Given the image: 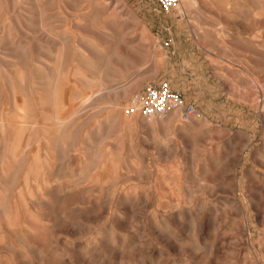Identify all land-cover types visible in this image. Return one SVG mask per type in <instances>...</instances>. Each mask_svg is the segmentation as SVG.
<instances>
[{"label": "rangeland", "instance_id": "obj_1", "mask_svg": "<svg viewBox=\"0 0 264 264\" xmlns=\"http://www.w3.org/2000/svg\"><path fill=\"white\" fill-rule=\"evenodd\" d=\"M195 1L0 0V264H264V0Z\"/></svg>", "mask_w": 264, "mask_h": 264}, {"label": "built area", "instance_id": "obj_2", "mask_svg": "<svg viewBox=\"0 0 264 264\" xmlns=\"http://www.w3.org/2000/svg\"><path fill=\"white\" fill-rule=\"evenodd\" d=\"M161 10L170 11L185 0H153ZM178 111L183 119L198 115L196 105L185 99L182 91L171 86L166 79L150 83L143 89L134 92L128 102L127 112L135 113L142 118L165 117Z\"/></svg>", "mask_w": 264, "mask_h": 264}, {"label": "bare ground", "instance_id": "obj_3", "mask_svg": "<svg viewBox=\"0 0 264 264\" xmlns=\"http://www.w3.org/2000/svg\"><path fill=\"white\" fill-rule=\"evenodd\" d=\"M216 1H218V0H216ZM195 4H196V1L195 0H185L181 5H179V6H177L176 8H175V10H176V12L178 13V14H186L187 12H189V11H191L192 9H194V7H195ZM204 5V4H203ZM220 11V10H219ZM199 13V12H198ZM84 57V56H83ZM64 64V63H63ZM58 65V64H57ZM59 70V69H58ZM102 86V85H101ZM128 88V87H127ZM126 91V90H125ZM123 92V91H122ZM16 98V97H15ZM18 98H19V96H18ZM77 100V99H76ZM21 101V100H20ZM30 102V101H29ZM66 103V102H65ZM121 105V104H120ZM1 108V107H0ZM3 108V107H2ZM29 109H31L30 107H29ZM45 109V108H44ZM47 110H49V109H47ZM42 111V110H41ZM50 111V110H49ZM28 119V118H27ZM20 122V121H19ZM24 123H26L25 121H24ZM25 129V128H24ZM4 132V131H3ZM2 132V133H3ZM188 132V131H187ZM154 137V136H153ZM3 143V142H2ZM8 143H10V142H8ZM42 143V142H41ZM100 143H102V142H100ZM23 144V143H22ZM37 145V144H36ZM35 145V146H36ZM40 145V144H39ZM98 145V144H97ZM96 145V146H97ZM26 146H27V143H26ZM29 146V145H28ZM22 147H24V146H22ZM40 147H42V146H40ZM1 148V147H0ZM27 148V147H26ZM94 148H96V147H94ZM32 149V148H31ZM99 149V148H98ZM33 150V149H32ZM41 150V149H40ZM94 150V149H93ZM35 151V150H34ZM39 151V150H38ZM25 152H27V150L25 151ZM25 152H23V155L25 154ZM33 152V151H32ZM97 152V151H96ZM100 153V152H99ZM2 154V153H1ZM40 155V154H39ZM98 155V154H97ZM18 156V155H17ZM26 157V156H25ZM37 159V158H36ZM2 162V161H1ZM92 162V161H91ZM90 162V163H91ZM5 163V162H4ZM4 163H3V165H4ZM54 163V162H53ZM93 164V163H92ZM2 165V166H3ZM46 165V164H45ZM1 166V167H2ZM92 166V165H91ZM16 167V166H15ZM46 167V166H45ZM93 167V166H92ZM60 168V167H59ZM29 170V169H28ZM61 170V169H60ZM2 171V170H1ZM6 171V170H5ZM56 171V170H55ZM64 172V171H63ZM49 173V172H48ZM29 174H32V173H29ZM50 174V173H49ZM28 175V174H27ZM16 176V175H15ZM105 176H106V174H105ZM5 177V176H4ZM29 177V176H28ZM80 178V177H79ZM10 179H11V177H10ZM14 179V178H13ZM101 179H103L102 177H101ZM7 180V179H6ZM33 180H35V179H33ZM32 180V181H33ZM83 180V179H82ZM5 181V180H4ZM3 181V182H4ZM9 181V180H8ZM11 183V182H10ZM41 183V182H40ZM43 183V182H42ZM9 184V183H8ZM73 184V183H72ZM21 185V184H20ZM12 186V185H11ZM89 186V185H88ZM84 187V186H83ZM28 188V187H27ZM38 188V187H37ZM9 189H11V188H9ZM107 190V189H106ZM46 192V191H45ZM76 192V191H75ZM74 192V193H75ZM32 193H34V192H32ZM57 193V192H56ZM72 193V192H71ZM77 193H78V191H77ZM46 194H48V193H46ZM35 197V196H34ZM125 200V199H124ZM128 202V201H127ZM227 203V202H226ZM162 224V223H161ZM160 225V224H159ZM161 226V225H160ZM109 231V230H108Z\"/></svg>", "mask_w": 264, "mask_h": 264}]
</instances>
